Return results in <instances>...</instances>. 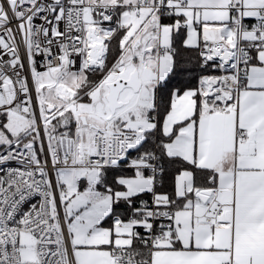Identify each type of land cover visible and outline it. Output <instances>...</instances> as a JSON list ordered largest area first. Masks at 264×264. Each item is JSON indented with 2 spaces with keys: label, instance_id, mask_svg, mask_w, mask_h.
Wrapping results in <instances>:
<instances>
[{
  "label": "snow or ice",
  "instance_id": "1",
  "mask_svg": "<svg viewBox=\"0 0 264 264\" xmlns=\"http://www.w3.org/2000/svg\"><path fill=\"white\" fill-rule=\"evenodd\" d=\"M0 264H264V0H0Z\"/></svg>",
  "mask_w": 264,
  "mask_h": 264
}]
</instances>
